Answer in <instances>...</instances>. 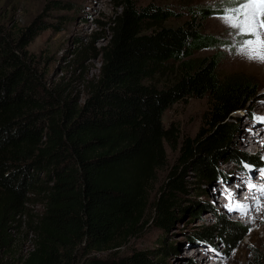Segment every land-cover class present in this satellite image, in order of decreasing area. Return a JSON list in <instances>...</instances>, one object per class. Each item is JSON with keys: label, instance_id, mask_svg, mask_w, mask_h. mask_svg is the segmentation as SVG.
<instances>
[{"label": "trees", "instance_id": "1", "mask_svg": "<svg viewBox=\"0 0 264 264\" xmlns=\"http://www.w3.org/2000/svg\"><path fill=\"white\" fill-rule=\"evenodd\" d=\"M113 1L118 11L83 99L64 82L50 83L42 60L29 51L44 27L0 23V264H164L177 253L174 246L124 257L93 253L126 239L145 220L151 186L169 166L167 146L179 157L154 202L153 225L169 231L181 215L214 214L213 226L184 235L188 249L206 253L219 242L236 250L249 235L248 225L224 215L201 189L217 181L252 184L258 172L233 179L219 170L224 163L264 169L260 157L231 148L229 121L249 110L258 95L253 82L221 76L217 54L197 56L226 46L202 30L201 22L216 13L192 11L184 24L170 26L180 16L174 10ZM162 78L168 80L160 86ZM192 98L207 99L208 113L195 138L181 139L163 118ZM190 174L198 180L195 195L186 186ZM33 198L44 210L25 227ZM23 232L31 246L18 254ZM247 264H264V253Z\"/></svg>", "mask_w": 264, "mask_h": 264}, {"label": "rangeland", "instance_id": "2", "mask_svg": "<svg viewBox=\"0 0 264 264\" xmlns=\"http://www.w3.org/2000/svg\"><path fill=\"white\" fill-rule=\"evenodd\" d=\"M137 1L142 6L156 5L178 13L180 16L171 18L167 22L170 26L184 24L190 18V12L192 11L210 9L216 13L201 22L202 30L207 35L217 37L226 46L219 49L203 50L197 56L207 58L217 54L219 59H221L219 68L221 76L236 74L249 78L253 82L258 95L249 104V110L234 114L229 121L234 130L231 148L238 153L248 154L250 157H260L264 162V155L258 152H251L249 149L246 150L242 146H234L233 144V141L240 136L242 126L239 124L247 121H256L257 123L264 121V102L261 101V97H264V94H260V92L264 91V76L261 75L260 71L264 63L250 60L245 55L240 54L238 42L248 37L238 34L236 29L229 27L221 19L225 10L234 7L240 0ZM63 7H69V9L66 10ZM117 11L118 9L113 0H0V23L6 25L9 29L30 27L35 23L37 28L44 27L30 44L29 51L42 60L48 71L50 83L64 82L70 85V90L74 91L75 94H79L81 99H83L85 97L84 82L98 74L101 62L96 54L99 55L106 46L111 33V23ZM262 36H264V30H262ZM79 54H82V56L80 61H77ZM167 80L162 78L160 80L161 83L159 82L160 86L167 83ZM208 107L207 99L192 98L173 106L172 109L165 113L163 120L167 128L173 127L179 130L178 133L181 139H192L203 128ZM248 126L249 124L245 123L243 128ZM262 126L264 124L259 123L254 128L258 129ZM247 131L252 132L248 129ZM167 152L169 166L159 171L156 181L151 186L150 205L145 220L126 239L115 243V245L102 253L93 254L103 258L109 255L124 257L134 251H155L161 250L163 247L174 246L177 253L166 259L164 264H247L255 254L264 253V221L260 219L259 222L247 221L246 219H252L255 210L246 209V213L238 210L237 204L246 206L241 202L242 199L239 192L233 191L231 189L232 185L228 186L227 183L222 181H217L211 186H202L201 189H203L207 200L224 215H227L226 211H222L219 208L218 201H212L211 199L214 192L224 191L223 194L225 195L218 196H223L224 200H229L227 208L235 214L234 216H227L231 220L248 225L249 235L242 241L238 249H226L221 242L215 244L217 251L214 252H199L198 248H187L189 236H184L186 235L185 233L198 232L203 227L213 226L218 221V217L214 214H203L199 217H191L190 213L185 216L181 215L180 222H177L169 231L158 229L153 225L154 202L179 157V152L172 150L168 146ZM219 170L226 173L231 172L235 176L233 179L239 175L244 177L245 171H247L246 173L261 171V169L256 170L253 166L240 169L239 166L235 167L231 163L222 164L219 166ZM255 177L257 178L255 174L252 175L251 185L261 188ZM194 183H198V180L190 174L186 179V186L188 193L192 195H195V189L198 185ZM247 184L249 183L247 182ZM219 188H221L220 191ZM230 193L234 196L228 197ZM252 196L254 197V195ZM232 197L233 201H231ZM43 210L41 199L33 198L27 205V216L23 219V225L26 227L32 218L38 219ZM260 228L263 231L257 233ZM30 239L31 236L28 238L23 232L18 237L15 248L16 253L24 254L29 251L31 246ZM190 250L192 251L189 252ZM194 250L198 251L196 255H192ZM205 256H208L209 260L204 262L203 257ZM79 260H81V257H79Z\"/></svg>", "mask_w": 264, "mask_h": 264}, {"label": "snow or ice", "instance_id": "3", "mask_svg": "<svg viewBox=\"0 0 264 264\" xmlns=\"http://www.w3.org/2000/svg\"><path fill=\"white\" fill-rule=\"evenodd\" d=\"M221 19L238 34L248 37L238 42L240 54L264 63V0H240L234 7L226 9ZM259 191L264 193V187ZM237 209L245 211L246 206L237 204Z\"/></svg>", "mask_w": 264, "mask_h": 264}, {"label": "bare ground", "instance_id": "4", "mask_svg": "<svg viewBox=\"0 0 264 264\" xmlns=\"http://www.w3.org/2000/svg\"><path fill=\"white\" fill-rule=\"evenodd\" d=\"M260 71H261V75L264 76V66H263V68ZM260 94H264V91L260 92ZM261 99H262L261 101L264 102V97H261ZM245 123H248L249 126L243 128V125ZM245 123L244 122L241 123L242 125L239 124L240 126H242V129L240 130L239 138H237L235 141H233L234 146H242V147H245L246 150L249 149L251 152H255V153L258 152L259 154L264 155V126L259 127L258 129L254 128L256 125H259V123H263L264 124V121H261V122H258V123L256 121H247ZM247 129L251 130L252 132L254 131V133L248 132ZM255 179H256V177H255ZM231 185H232L231 189L233 191L239 190V189H236L234 187V186L237 185L236 183L232 182ZM243 185L250 187L252 189V191L254 192V194H253L254 197L251 194H246V196H244V198L241 201V202H243V204L246 205V209H249V210L250 209H252V210L254 209L255 210L254 211V215L252 216V219H246V220L247 221H252V222H255V221L259 222V219H260L261 221H264L263 220L264 219V193H259L260 192L259 191L260 188L252 187L253 185L247 184V182H245V181L243 182ZM261 185H264V181L261 183ZM228 186H230V185H228ZM239 187L241 188V185ZM220 189L221 188H219V191H220ZM244 192H246V191H244ZM255 193H257V195H255ZM230 194H229L228 197L234 196L233 194H231V195ZM222 195H225V194H222ZM219 197H221V196H218L217 198H219ZM228 197H227V199H228ZM217 201L218 200H216V202ZM223 201L226 202L227 204H229V200L227 201L225 199ZM231 201H233V197H232ZM226 208H227V205H226ZM246 211L247 210H245V213H246ZM244 218H247V217H244ZM262 231L263 230L260 228L257 233H260ZM199 250L200 249H198V251ZM191 251L192 250H190L189 252H191ZM198 251L194 250L192 252V255H196L198 253ZM200 252H202V251H200ZM207 260H209L208 256L203 257V261L204 262L207 261Z\"/></svg>", "mask_w": 264, "mask_h": 264}]
</instances>
